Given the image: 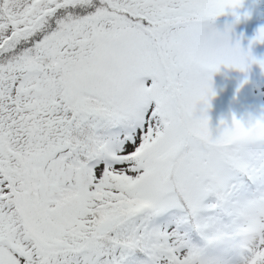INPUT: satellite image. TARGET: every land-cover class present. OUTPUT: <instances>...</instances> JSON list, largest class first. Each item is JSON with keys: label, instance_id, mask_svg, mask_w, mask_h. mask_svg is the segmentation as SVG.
<instances>
[{"label": "snow or ice", "instance_id": "1", "mask_svg": "<svg viewBox=\"0 0 264 264\" xmlns=\"http://www.w3.org/2000/svg\"><path fill=\"white\" fill-rule=\"evenodd\" d=\"M242 6L0 0V264H264V110L208 115L221 66L264 70V26L215 24Z\"/></svg>", "mask_w": 264, "mask_h": 264}, {"label": "rangeland", "instance_id": "2", "mask_svg": "<svg viewBox=\"0 0 264 264\" xmlns=\"http://www.w3.org/2000/svg\"><path fill=\"white\" fill-rule=\"evenodd\" d=\"M237 12L239 20L229 11L218 17L215 24L221 30L231 25L233 41L240 39L246 49L258 29L264 26V0H243V6ZM252 54L258 59L264 58V44H253ZM212 87L216 94L211 98L208 115L213 128L221 119L230 121L233 114L239 118L264 110V70L258 64H252L246 73L221 66L213 75ZM237 229L241 244L253 241L245 238L253 230L257 231V237H264V206L254 202L243 205L239 210Z\"/></svg>", "mask_w": 264, "mask_h": 264}, {"label": "clouds", "instance_id": "3", "mask_svg": "<svg viewBox=\"0 0 264 264\" xmlns=\"http://www.w3.org/2000/svg\"><path fill=\"white\" fill-rule=\"evenodd\" d=\"M258 233L257 231L253 230L252 232H250L245 238L251 242L252 240H254L257 237Z\"/></svg>", "mask_w": 264, "mask_h": 264}]
</instances>
